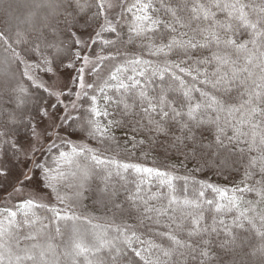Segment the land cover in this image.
Here are the masks:
<instances>
[{"label":"trees","instance_id":"obj_1","mask_svg":"<svg viewBox=\"0 0 264 264\" xmlns=\"http://www.w3.org/2000/svg\"><path fill=\"white\" fill-rule=\"evenodd\" d=\"M118 1L121 5L122 0ZM78 2L91 7L86 6L81 11L76 7ZM98 2L99 0H0V132H10L5 138L16 142L19 139H31L32 129L28 127L29 123L35 128L36 121L41 120V116L36 112L37 100L43 98L45 106L48 105L49 96L36 87L40 84V79L52 74L43 71V58L46 56L52 59L53 55H56L55 49L45 47V44L51 42L62 50H67L59 54L57 63L60 59L63 63H60L59 68L54 69V72L72 73L74 84L77 85L81 62L74 54L79 52L82 56V51L80 44L74 46V40H77V35L88 34H92L95 39L96 32L104 26L105 13L103 10L102 14H97L100 11L96 7ZM123 2L130 4L133 0H123ZM37 5L42 7L33 14L32 10ZM25 12L30 14L29 18L25 16ZM120 13L119 6L118 16L113 23L119 24L120 31V38L115 46H100L90 42L88 47V53L93 57L98 54L116 57L114 60L103 62L101 66L103 78L107 77L108 68L123 63L125 59L141 56L146 60L158 59L151 56L147 48L141 47L142 44H147V40L134 38V41L129 43L127 21L131 20V16L125 14L121 17ZM218 18L224 19V14H218ZM103 35L106 39L117 40L111 33H103ZM240 38L246 40L249 37L241 35ZM156 42H160L159 38ZM37 43L41 51L34 52ZM217 51L227 54L230 61L235 63L218 65L212 58L213 53ZM167 59L169 62L179 63L181 67L192 70L191 76L180 73L178 69L173 71L182 76L189 87L199 89L193 91L192 95L196 102L202 104L211 102L200 95V92H206L209 98L215 97L220 101L224 108H240L248 98V91L255 87L253 82L264 84V80L260 79L264 73L261 67L256 66L257 62L246 65L244 53H235L231 49L218 50L212 46L208 49L191 50L187 56L173 53ZM201 60L208 62L198 63ZM244 67L249 68L251 76L241 71ZM29 76L35 83L29 81ZM89 77V83L98 82L94 74L91 73ZM221 78H225L227 84L217 83ZM168 83L171 84L172 81L169 80ZM161 86L160 81L156 79L152 87L158 90ZM20 87L27 91L20 93ZM169 95L171 97L180 94L170 92ZM79 105L76 114L71 118L80 119L75 123L73 119H69L65 125L66 131L71 136L84 140L88 144L87 148L92 149L100 159L108 163L97 165L90 159L77 157L72 164H61L60 170L65 176L59 181H53L56 190L53 191L47 184L42 185L43 189L51 194L54 203L51 206L41 205L26 209L27 216L19 205L15 210L0 208V253L5 257L4 264H7L9 252L13 255H23L25 249H31L36 259L24 261L23 264H113L115 253L108 248H101L99 251L94 249L92 253L75 259L66 257L64 253L71 250L76 233H79L89 244L94 243L97 236L112 241L116 248L122 250V255L119 256L116 264H150V262L157 264L158 261L162 264H264V260L260 257L251 256L256 248L264 244V237L259 234L264 232V220L261 219L264 217V198L258 197L255 192L238 193L237 195L241 197L238 208L218 212L214 205L209 206L204 202V198L197 197V193L203 190L207 199H213L214 194L211 190L202 188V185L208 184L227 190L243 188L246 185L259 187L255 183L261 179L258 165L255 170L249 169L253 172L251 178L245 176L249 157L258 155L257 152H249V146L245 141L250 137L241 136L238 141L233 139L232 143H229V140L236 136L235 128H240L245 133L250 132L248 126L241 124V112L229 114L227 111L217 110L215 105L205 108L202 117L214 122L201 125L197 129V136L204 145H208L220 135L227 151L221 150L212 156L205 152L203 158L200 156L191 158L187 155L191 151L190 148L181 146L177 149L171 146L172 136L181 135L179 128H173L167 138L160 136L152 143L146 141L143 145L133 147L136 141L145 138L132 131L135 127L133 118L125 122L124 127L114 126L110 133L112 139L90 137L87 131L80 130L90 105L84 99L80 100ZM110 111L115 110L110 109ZM9 116L14 118V122H9ZM115 118L120 119L119 116ZM102 122L107 123L103 118ZM218 128L223 129L222 135L218 132ZM61 150L70 149L62 147ZM1 154L8 161L15 162L18 159L11 152L8 155ZM57 156L58 153L51 148L41 164L55 168L54 160ZM125 163L159 169L172 177H178L173 180L174 194L180 200L199 199L201 207L195 209L173 205V210L168 211L166 215L147 211V208H168V187L161 185L155 176L149 177L145 173H136L133 170L119 169L120 175H116V165ZM80 168H87L91 172V178L83 189L80 188ZM108 172H112L113 175L107 181L108 193H103L101 190L106 183L103 178ZM37 173L40 176L38 170ZM79 192H82V195H77ZM231 194L229 191V195ZM58 195L61 199L57 198ZM216 199L221 204H227L226 200H219L218 197ZM52 209L59 211L61 216L75 218L57 219ZM9 211H16L17 216L10 217ZM241 212L253 220L255 227L249 224L248 219L240 216ZM189 213L203 217L200 224L206 231L197 236L187 235L191 230ZM173 219L182 227L178 229ZM9 220L13 223L9 224ZM220 221L224 223L221 224ZM234 221L242 222L244 227L242 229L236 227ZM229 232L236 237L235 243L222 247L229 239ZM169 234L176 235L182 243H187L189 248H180L172 256L164 257V251L176 247L168 239ZM29 237L35 238L29 239ZM125 237L131 240V247L126 243ZM136 237H139V240ZM205 241L208 243L205 244ZM35 244L45 249L50 244L52 251H46L44 259L41 260L39 256L41 249H32V245ZM202 246L211 253L210 257H201ZM133 249L139 251L143 259L136 256Z\"/></svg>","mask_w":264,"mask_h":264},{"label":"snow or ice","instance_id":"obj_2","mask_svg":"<svg viewBox=\"0 0 264 264\" xmlns=\"http://www.w3.org/2000/svg\"><path fill=\"white\" fill-rule=\"evenodd\" d=\"M71 6V5H69ZM91 7V5L77 3L76 7L81 11L85 7ZM98 10L97 14H102L105 9L104 0H99L96 4ZM108 8H112L111 3L107 4ZM121 17L125 14L131 16V20L127 21L129 32V43L134 41V38H142L147 40V44H142L141 47L147 48L149 54L153 57H157L156 61L146 60L141 57H132L125 59L121 64L114 65L112 68L107 69V77L101 76V66L106 60H114L115 56H102L97 55L95 59H92L89 55L81 56L79 52L75 53V58L81 62L79 74L77 76L76 83L79 87V91L69 92L68 97L71 102L72 108H78L80 105L77 101L84 99L89 103V108L86 110L87 115L84 117L83 124L80 125L81 132L87 131L88 136L96 139H112L110 133L112 128L124 127L125 122L130 118L134 119L135 127L132 128L134 133H139L145 138L136 141L133 147L137 145H143L146 141L152 143L153 140L160 136L165 138L169 137L173 128H179L181 135L172 136L171 146L177 149L190 148L191 151L187 155L191 158L200 156L203 158V154L207 152L209 156L214 155L221 150L227 151L226 145L217 135L213 143L204 145L200 138L197 136V129L201 125L206 123H212L214 121L205 119L202 117V113L205 108H211L213 105L217 110H224L231 114L232 112H241L242 119L241 124L249 127L250 132L245 133L240 128H235L236 136L229 140H239L241 136H249L250 139L245 141L249 146V152H257L258 155L249 157L248 168L245 169V176L251 178L253 172L249 169L255 170L258 167V172L261 176L259 181L255 183L259 187L243 188L236 187L231 190L222 189L220 187L213 186L211 184L202 185V188L206 187L214 194L213 199H207L203 190L197 193L198 198H204V202L209 206H215L219 212L224 209L238 208L241 197L238 193L243 194L245 192H255L258 197L264 198V84H256L255 87L250 89L247 93V100L240 106V108H224L220 101L215 97H208L206 92H200V95L209 99L210 103L202 104L196 102L193 98V91H199L194 87H189L182 76L177 75L174 69H178L180 73H184L188 76L192 75V70L189 68L181 67L179 63L169 62L167 57L175 53L176 55L187 56L191 50L208 49L215 46L219 49H231L235 53H244V61L246 65H252L253 62H257L256 66L261 67L262 73H264V0H133L132 3H124L123 0L120 5ZM224 14V19L218 18V14ZM119 24L114 25L113 22L105 17V24L99 32H96L95 39H91L92 44H99L100 46H115L116 42L120 38V31L118 30ZM183 29L184 31H181ZM103 33H111L116 36L117 40L106 39ZM239 33V35H238ZM175 34V35H173ZM241 35H247L249 38L241 39ZM199 37V39H198ZM159 38V43L156 42ZM167 40V42H164ZM81 44V41L74 40V46ZM251 45V47H250ZM45 47L53 48L56 51V55H53L52 59L48 57L43 58V71L47 73H53L54 69H58L60 63L63 60L60 59L59 54L62 50L58 45L54 43H47ZM103 51V47L101 48ZM34 52L41 51L40 45L37 43L33 49ZM163 57V59H159ZM212 58L217 64L235 63L230 61L227 54H221L220 51L214 52ZM207 60H201L198 63H207ZM183 63V61H181ZM92 65L90 72L98 78V82L93 84H85L84 72L85 66ZM72 65H69L71 67ZM198 71V70H197ZM242 72L248 73V67L241 69ZM27 75V73H24ZM235 77V72L233 73ZM167 77V79H166ZM51 78V77H50ZM155 78V79H154ZM29 81L35 83L31 76L28 77ZM160 81L161 87L153 89L155 80ZM195 79V77H194ZM264 80V74L260 77ZM172 83L169 84L168 81ZM207 83V81H204ZM225 78H221L217 83L227 84ZM174 85V86H173ZM216 86L215 84L213 85ZM37 89H42L49 97H56V104L62 105L66 110L68 105H64L60 99L64 92L56 93L49 91L44 84H37ZM66 88V86H65ZM27 89L20 87L19 92L24 93ZM170 92H178L179 96H171ZM75 99H71V97ZM56 105L48 104L45 106L43 98L37 100L36 112L41 116V119L51 117L55 122L60 121L61 117L56 112H49L50 108H54ZM114 109L115 111H110ZM138 110V111H137ZM119 116L120 119L115 117ZM102 118L107 123L102 122ZM73 119V123L80 118H71L68 114L63 116V120L67 121ZM9 122H14V118L9 116ZM71 126V125H70ZM131 126V125H129ZM29 128L32 129V136L35 138V143L30 145L27 150L23 149L12 139L5 138L10 135V132H0V153L8 155L9 152L13 156L19 157L21 151L31 152L34 154L36 151H42L43 145L37 147L39 141V134L36 133L35 128L29 123ZM61 130L64 129L63 123L60 124ZM47 129H45L46 135ZM218 132L222 135L223 129L218 128ZM50 139V137H48ZM257 138L259 140L257 141ZM62 141L61 145L53 143L52 148L58 153L54 163L55 168L48 167L45 164L36 163L34 168H27V171L21 173L23 180L17 179V183L23 187L29 186L33 180H38L41 185L47 184L49 188L55 191L53 181H59L64 178L65 174L60 170L61 164H72L74 158H84L94 161L97 165H104L106 162L100 159L95 152L83 145L69 144L63 137H59ZM135 139V136L133 137ZM62 147H69V151L61 150ZM215 151H212V150ZM115 163V162H112ZM207 163V161H205ZM27 167V165H25ZM116 175H120L119 169L124 171L133 170L136 173H145L149 177L155 176L159 179L161 185H167L168 187V208H147V211H155L160 215H166L168 211L173 210V205H183L199 209L201 207L199 199L189 200L187 198L180 200L174 194L175 188L173 180L178 177H172L167 172H162L159 169L143 168L137 164H118L116 165ZM38 170L40 176H36ZM10 169L0 170V176H8ZM75 175V173H74ZM113 175L112 172L103 178L105 180V187L101 191L108 193V179ZM81 184L80 188L83 189L89 179L91 178V172L87 168H80ZM15 188L16 185H13ZM139 188V185L137 186ZM231 191V195H229ZM82 195V192L77 193ZM226 200L227 204H221L217 201ZM58 199H61L59 195ZM147 205V201L144 202ZM36 205L32 200L23 201L19 207L24 211V215H28L26 209L34 207H40ZM57 219H74L75 217L61 216L59 211L52 209ZM131 211V209H129ZM8 215L12 218L17 216L16 211H9ZM190 220V231L187 232L189 237L200 235L201 232L206 231L202 228L200 221L203 219L200 215H192ZM241 217L248 219L249 224L255 227L252 219L245 216L244 212L240 213ZM187 219V217H185ZM264 220V217H261ZM13 221L9 220V224ZM173 223L179 229L181 224L176 223L173 219ZM223 224V221H220ZM236 227L243 228L242 222L237 223ZM119 231V229H117ZM59 231V228H57ZM215 231V229H213ZM264 237V232L259 233ZM134 235V233H133ZM229 239L225 241L222 247H228L235 243L236 237L232 236L231 232L228 233ZM35 237H29L34 239ZM139 240V237H136ZM168 239L172 241V244L176 247L164 251V257L172 256L180 248H189L187 243H182L180 239L174 234H169ZM125 241L129 247H131V240L125 237ZM195 243V242H194ZM205 244L208 242L205 241ZM40 248V259L43 260L46 251H52V245H47V248H42L40 245H32V249ZM101 248H108L112 250L115 255L113 257V264L122 255V250L116 248L112 241L104 239L101 236H97L94 243H87L85 239L79 234H74L71 250L64 253L66 257L75 259L76 257L84 256L92 253L95 249L99 251ZM136 256L141 257V253L133 249ZM183 255V253H181ZM201 257L208 258L211 253L203 248L200 249ZM253 257H260L264 260V244L256 248L252 253ZM36 256L32 254L31 249H25L23 255H13L8 253L7 264H23L24 261H34ZM143 259V257H141ZM5 257L0 253V264H4ZM151 264V262H150ZM162 264V262H157Z\"/></svg>","mask_w":264,"mask_h":264},{"label":"rangeland","instance_id":"obj_3","mask_svg":"<svg viewBox=\"0 0 264 264\" xmlns=\"http://www.w3.org/2000/svg\"><path fill=\"white\" fill-rule=\"evenodd\" d=\"M105 2V17L111 20L113 23L116 20L119 12V1L118 0H104ZM20 3V2H19ZM24 2H22L23 4ZM111 3L113 5L112 8H108L107 4ZM42 6L35 7L32 10L34 14L36 10L41 8ZM31 13V14H32ZM25 16L27 18L30 17V14L25 12ZM105 24V19H104ZM91 39H93L92 34L80 36L77 35V40L81 41L80 48L83 55H89L88 47L90 45ZM92 59L95 57L89 55ZM82 66V65H81ZM92 65L85 66L84 72V81L85 84H89L90 79V68ZM51 77V78H50ZM40 84H44L49 91H54L56 93L64 92V95L60 96V99L63 101L64 105H68V108L65 110L62 105L56 104V97H49L48 104L56 105L54 108H50L49 112H56L57 115L61 117L60 121L55 122V127H53V119L51 117L41 119L36 121L35 131L39 134V141L37 147L39 145H43L42 151H36L34 154L31 152L21 151L17 161L12 162L8 161L4 158V156L0 153V170L10 169V174L8 176H0V208L15 210L21 202L32 200L36 205H45L51 206L54 202L51 194L46 192L43 189L42 185L38 182V180H33L29 186L23 187L21 184L17 183V179L19 178L21 181L23 177L21 175L22 172L27 171V168H34L36 163H42L44 160V156L47 154L48 150L52 148L53 143L62 144V141L58 139L59 137H63L65 141H68L69 144L75 145H83L88 147V144L82 140L81 138L71 136L67 133L65 125L67 121L63 120V116L68 114L70 117H73L78 108H72L71 102L68 97L69 92L79 91L78 85L74 84V76L72 73L66 72H54L46 77H43L39 80ZM66 86V88H65ZM71 99H75V97H71ZM80 103V100L77 101ZM57 107V108H56ZM63 123L64 129L61 130L60 124ZM45 129H47L45 135ZM50 137V139L48 138ZM35 143V138L32 136L31 139H19L17 144L21 146L23 149L27 150L30 145ZM27 165V167H25ZM36 176L39 177L37 171ZM13 185H16L14 188Z\"/></svg>","mask_w":264,"mask_h":264}]
</instances>
